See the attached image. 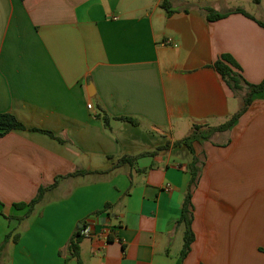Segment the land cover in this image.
<instances>
[{"label": "crops", "instance_id": "1", "mask_svg": "<svg viewBox=\"0 0 264 264\" xmlns=\"http://www.w3.org/2000/svg\"><path fill=\"white\" fill-rule=\"evenodd\" d=\"M163 1L0 0V113L25 126L0 136V264H264V91L218 130L244 94L213 67L264 80V0Z\"/></svg>", "mask_w": 264, "mask_h": 264}, {"label": "trees", "instance_id": "2", "mask_svg": "<svg viewBox=\"0 0 264 264\" xmlns=\"http://www.w3.org/2000/svg\"><path fill=\"white\" fill-rule=\"evenodd\" d=\"M258 1V0H257ZM162 6L166 9L167 14L171 15L175 12V9L172 8L170 2L168 0H164L162 2ZM238 12H241L245 15L250 16L251 18L255 19L254 16L250 15L246 10L243 8H237ZM227 13H221L215 11L211 7H207V19L208 20H215L222 17H225ZM258 23L264 27V22L259 21ZM213 67L218 71L221 75L222 79L226 82V84L234 91V92H242L243 95V106L240 111L235 114L226 124L218 127V130L226 129L230 125L234 123V121L246 110L247 106L251 104L253 97L261 94L264 91V80L258 84H252L246 81L244 78L241 67L236 62V60L229 54H222L214 63ZM103 119L105 125H109V115L104 113ZM125 119V118H123ZM25 126L13 115L10 113H0V136L3 134L13 130V129H24ZM198 127H194V131L196 132ZM194 134L185 140V143L192 151V141H194L199 135ZM191 173H192V183L196 180L198 175V161L196 158L193 159L191 163ZM88 173L87 171L78 170L72 175H83ZM57 182H54L52 185L49 186H41L36 194L29 202H19L14 204L17 208H25L28 207V210L24 217H28L33 213L37 204H40L45 197L46 192L55 187ZM191 192L188 190L186 197L183 202L181 215L177 220V225L184 224L185 231H184V244L181 251V258H184L188 252L190 251L191 244L194 241L195 235L192 230V220H193V211H192V202H191ZM10 238V234H8L5 238V242L8 241ZM13 239H17V235H14ZM83 239L81 235V231L77 230L73 236L71 237L67 249L70 252L71 256L79 257V243Z\"/></svg>", "mask_w": 264, "mask_h": 264}, {"label": "built area", "instance_id": "3", "mask_svg": "<svg viewBox=\"0 0 264 264\" xmlns=\"http://www.w3.org/2000/svg\"><path fill=\"white\" fill-rule=\"evenodd\" d=\"M167 43H171L172 40L168 39L166 41ZM89 107H91V104L88 105ZM81 235L83 237H93L96 235V233L92 230V228L90 226H85L82 230H81Z\"/></svg>", "mask_w": 264, "mask_h": 264}, {"label": "rangeland", "instance_id": "4", "mask_svg": "<svg viewBox=\"0 0 264 264\" xmlns=\"http://www.w3.org/2000/svg\"><path fill=\"white\" fill-rule=\"evenodd\" d=\"M243 1V3H245L247 6V8H249V3H252V0H242ZM216 9H214L215 11H218L217 9H218V7H215ZM241 94H242V92H241Z\"/></svg>", "mask_w": 264, "mask_h": 264}]
</instances>
